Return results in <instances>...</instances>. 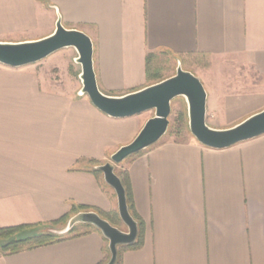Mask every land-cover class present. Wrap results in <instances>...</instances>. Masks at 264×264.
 Returning <instances> with one entry per match:
<instances>
[{
	"label": "crops",
	"instance_id": "0c3cea01",
	"mask_svg": "<svg viewBox=\"0 0 264 264\" xmlns=\"http://www.w3.org/2000/svg\"><path fill=\"white\" fill-rule=\"evenodd\" d=\"M57 14L90 36L106 94L153 83V57L190 56L210 127H231L264 108V0H0V41L43 38ZM64 49L19 67L0 63V228L71 217L79 206L117 212L114 191L92 170L152 115L98 110L69 82ZM115 171L144 224L142 245L120 249L119 264H264V134L216 149L189 130L166 132ZM107 248L88 226L48 245L0 252V264H104Z\"/></svg>",
	"mask_w": 264,
	"mask_h": 264
},
{
	"label": "water",
	"instance_id": "95a60500",
	"mask_svg": "<svg viewBox=\"0 0 264 264\" xmlns=\"http://www.w3.org/2000/svg\"><path fill=\"white\" fill-rule=\"evenodd\" d=\"M73 47L77 53L75 62L80 65V95H87L92 105L106 115L123 118L152 111L135 137L119 146L110 154L109 160L96 166L104 182L112 188L117 201V213L126 227L121 230L95 211H80L72 215L61 228H49L58 235L66 234L75 224L86 223L97 228L107 239L108 260L104 264H115L118 247L131 244L137 236V223L131 216L125 187L115 171V166L129 156L158 142L167 132L170 123L171 103L182 97L187 108V125L190 134L201 144L210 148H226L236 143L264 134V108L249 115L235 125L217 129L205 121L206 90L199 77L182 68L178 61L175 72L137 90L109 95L97 84L93 66V43L88 34L77 28H66L59 14L54 30L47 36L28 41H0V63L19 67L34 63L62 48Z\"/></svg>",
	"mask_w": 264,
	"mask_h": 264
},
{
	"label": "trees",
	"instance_id": "16d2710c",
	"mask_svg": "<svg viewBox=\"0 0 264 264\" xmlns=\"http://www.w3.org/2000/svg\"><path fill=\"white\" fill-rule=\"evenodd\" d=\"M151 57H152V54L149 53L146 57V60H147L146 63L149 62ZM146 68H147L148 78H151L152 74L150 72L149 66H147ZM154 77H156V78L152 77L153 82H156V81L163 78L162 76H154ZM92 171L96 174L101 173V171L98 170L96 167ZM118 176L120 177V179H121V181L125 187L128 210H129L131 216L134 218V220L137 223V236H136L135 241L131 244L118 247V253H119L120 249H123V250L135 249V248H138L142 245L144 224H143V221L141 220V218L137 215V213L135 212V210L133 208L131 194L129 191V187L126 184L125 178L120 174H118ZM80 211H89V210H88V208H86L84 206H79L77 209L75 207H72V215H74ZM103 215L104 216H101V215L100 216L105 218L106 220H108L111 224H112L111 220L114 218L117 219L118 221H121L117 212H114L112 215L111 214H103ZM69 218L70 217L59 218V219L53 220L49 223L21 224V225H16V226L0 228V240L2 241V244L0 246V252L6 253V254H12V253H16V252H19L21 250H24V249H32L35 247L48 245V244L57 242V241L65 238V236L55 234V233L51 232L49 230V228H52V227L55 228L60 224H63V226H64ZM82 224L87 225V226H92V225L86 224V223H82ZM76 226H77V224H75L66 234L72 233L75 230ZM95 229L98 230L97 228H95ZM104 239L107 241V239L105 237H104ZM107 252H108V256H109L108 248H107ZM115 264H119V257H117Z\"/></svg>",
	"mask_w": 264,
	"mask_h": 264
},
{
	"label": "rangeland",
	"instance_id": "374dc122",
	"mask_svg": "<svg viewBox=\"0 0 264 264\" xmlns=\"http://www.w3.org/2000/svg\"><path fill=\"white\" fill-rule=\"evenodd\" d=\"M64 58L68 60V71L70 73L69 82L71 81L75 86L81 87L80 79H79V71L80 65L75 62V57L77 53L73 47H68L63 50ZM179 60L168 56L167 54H160V56L153 57V60L150 62L151 71L155 72L158 76L167 77L172 75L175 72V68L177 62ZM181 62L182 68L194 71L197 70V62L195 58L190 56L184 57ZM56 72V69L53 70ZM194 73V72H193ZM55 78L58 79L57 75ZM152 112V111H151ZM169 126L167 132L173 133L175 135H179L182 131L188 130L187 125V108L186 103L182 97L175 98L171 103V112L169 116ZM102 177V173H100ZM102 183L108 187V185L104 182L102 177ZM63 224L58 225L55 228H61ZM54 228V227H52ZM88 229L87 225H83L82 223L77 224L75 230L70 234H64V236L75 235L78 233H82Z\"/></svg>",
	"mask_w": 264,
	"mask_h": 264
}]
</instances>
